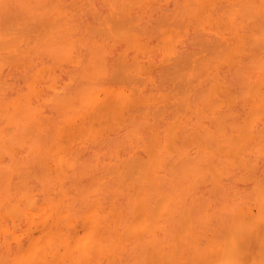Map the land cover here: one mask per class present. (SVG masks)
Listing matches in <instances>:
<instances>
[{"label":"bare ground","instance_id":"bare-ground-1","mask_svg":"<svg viewBox=\"0 0 264 264\" xmlns=\"http://www.w3.org/2000/svg\"><path fill=\"white\" fill-rule=\"evenodd\" d=\"M165 1L0 0V264H264V0Z\"/></svg>","mask_w":264,"mask_h":264},{"label":"rangeland","instance_id":"rangeland-1","mask_svg":"<svg viewBox=\"0 0 264 264\" xmlns=\"http://www.w3.org/2000/svg\"><path fill=\"white\" fill-rule=\"evenodd\" d=\"M169 1L171 2V0H167V1H165V2H166V5H167V3L170 4ZM165 2H163V3L165 4ZM163 3H161V4H163ZM171 4H172V3H171ZM171 4H170V6H171ZM159 5H160V4H159ZM166 5H165V7H163V6H164V5H163V6H162V9H163V8L166 9V8H167ZM172 5H173V4H172ZM168 6H169V5H168ZM160 8H161V6H160ZM186 40H188V38H186ZM186 40H184V43H185V44H186ZM189 41H190V39H189ZM181 43H182V45H181V44H179V45H181V46L184 48V45H185V44H184L183 42H181ZM187 43H188V42H187ZM183 44H184V45H183ZM189 44H191V42H189ZM189 44H188V45L186 44L185 48H186V47L189 48V46H190ZM181 46H179V47H180L181 50H183V49L181 48ZM187 48L184 49V50H185V51L188 50ZM189 49H190V48H189ZM184 50H183V51H184ZM114 53H115V52H114ZM117 53H118V52H117ZM117 53H116V56H117ZM59 71H61V70H56L57 73H58ZM59 73H60L59 76H60V75H61V76L63 75L61 72H59ZM61 76H60V77H61ZM62 77H63V76H62ZM62 77H61V78H62ZM241 110H242V108H241ZM241 110H240V112H242ZM261 166H263V165H261ZM261 166H260V168H259V171H260V173H258L259 175L262 174V170H263V169L261 170V168H262ZM243 171H244V170H243ZM240 174H241V173H240ZM231 180H232V179H231ZM231 180H229L228 182H230ZM232 181H233V180H232ZM249 181H250V180H249ZM251 182H253V181L251 180L250 183H247L245 178H240L238 181L236 180L235 183H236V184L238 183L237 185L241 186L240 188H242V187L245 188V186H246V188H249L248 185H249V184L251 185V184H252ZM250 185H249V186H250ZM252 185H253V184H252Z\"/></svg>","mask_w":264,"mask_h":264}]
</instances>
